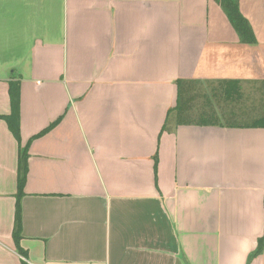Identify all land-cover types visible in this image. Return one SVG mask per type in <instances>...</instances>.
I'll list each match as a JSON object with an SVG mask.
<instances>
[{"label": "crops", "instance_id": "obj_1", "mask_svg": "<svg viewBox=\"0 0 264 264\" xmlns=\"http://www.w3.org/2000/svg\"><path fill=\"white\" fill-rule=\"evenodd\" d=\"M255 43L215 0H0V114L20 80L28 149L0 119V264H247L263 233L264 128L161 131L177 78L263 79ZM157 165L154 168V155ZM248 264H264L262 252Z\"/></svg>", "mask_w": 264, "mask_h": 264}, {"label": "trees", "instance_id": "obj_2", "mask_svg": "<svg viewBox=\"0 0 264 264\" xmlns=\"http://www.w3.org/2000/svg\"><path fill=\"white\" fill-rule=\"evenodd\" d=\"M223 9L243 43H255V34L239 10V0H215ZM176 102L167 110L160 133L178 125L220 126L231 128H264V78H177ZM10 110L0 114L18 143L17 189L15 193V211L12 238L16 251L26 255L20 246L22 229L21 198L28 171V149L31 142L55 127L61 120L59 116L46 128L32 135L24 145L20 136V80H8ZM157 165V154L154 155V168ZM264 206V200H263ZM264 247L263 233L257 239L255 249L249 254L247 264L259 255ZM22 264H26L22 262Z\"/></svg>", "mask_w": 264, "mask_h": 264}, {"label": "rangeland", "instance_id": "obj_3", "mask_svg": "<svg viewBox=\"0 0 264 264\" xmlns=\"http://www.w3.org/2000/svg\"><path fill=\"white\" fill-rule=\"evenodd\" d=\"M246 1H247L248 3L245 2V1H244V3H245V4L247 3V4L250 5L249 10H252V9H253L252 12H253L254 15H256V16H254V17H255V19H257V23H256V24L260 26V24L262 23V20H261V18H260L261 15H262V13H260V11H259L260 8H259V9H258V8H253V7H252V3H250L252 0H246ZM239 10H240V8H239ZM262 10H264V8H263ZM240 12H241V10H240ZM241 13H242V12H241ZM242 15H243V13H242ZM243 16H244V15H243ZM244 17H245V16H244ZM245 18H246V17H245ZM246 19H247V18H246ZM247 20H248V19H247ZM229 22H230V21H229ZM248 22H249V20H248ZM249 24H250V22H249ZM250 26H251V25H250ZM251 28H252V27H251Z\"/></svg>", "mask_w": 264, "mask_h": 264}]
</instances>
